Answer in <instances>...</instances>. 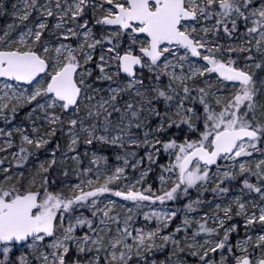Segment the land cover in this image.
Wrapping results in <instances>:
<instances>
[{
  "label": "snow or ice",
  "instance_id": "obj_1",
  "mask_svg": "<svg viewBox=\"0 0 264 264\" xmlns=\"http://www.w3.org/2000/svg\"><path fill=\"white\" fill-rule=\"evenodd\" d=\"M0 18V264H264V0Z\"/></svg>",
  "mask_w": 264,
  "mask_h": 264
},
{
  "label": "rangeland",
  "instance_id": "obj_2",
  "mask_svg": "<svg viewBox=\"0 0 264 264\" xmlns=\"http://www.w3.org/2000/svg\"><path fill=\"white\" fill-rule=\"evenodd\" d=\"M8 18H0V25L4 24L6 22ZM209 199H211V196L209 195L208 197Z\"/></svg>",
  "mask_w": 264,
  "mask_h": 264
},
{
  "label": "trees",
  "instance_id": "obj_3",
  "mask_svg": "<svg viewBox=\"0 0 264 264\" xmlns=\"http://www.w3.org/2000/svg\"><path fill=\"white\" fill-rule=\"evenodd\" d=\"M109 163H110V164L114 163V160H113V158H112L111 156H109ZM149 179H150V178H149Z\"/></svg>",
  "mask_w": 264,
  "mask_h": 264
}]
</instances>
